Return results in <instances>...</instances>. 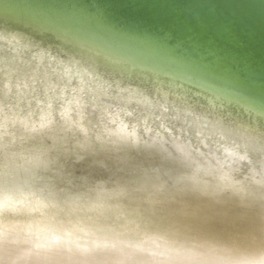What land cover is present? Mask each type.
Masks as SVG:
<instances>
[{
	"label": "bare ground",
	"instance_id": "bare-ground-1",
	"mask_svg": "<svg viewBox=\"0 0 264 264\" xmlns=\"http://www.w3.org/2000/svg\"><path fill=\"white\" fill-rule=\"evenodd\" d=\"M15 8L0 192L28 210L0 214V264H264V104L73 10Z\"/></svg>",
	"mask_w": 264,
	"mask_h": 264
},
{
	"label": "water",
	"instance_id": "water-1",
	"mask_svg": "<svg viewBox=\"0 0 264 264\" xmlns=\"http://www.w3.org/2000/svg\"><path fill=\"white\" fill-rule=\"evenodd\" d=\"M35 4L73 10L264 104V0H0L18 11Z\"/></svg>",
	"mask_w": 264,
	"mask_h": 264
},
{
	"label": "clouds",
	"instance_id": "clouds-1",
	"mask_svg": "<svg viewBox=\"0 0 264 264\" xmlns=\"http://www.w3.org/2000/svg\"><path fill=\"white\" fill-rule=\"evenodd\" d=\"M27 210L25 206L15 204L13 198L9 194L0 192V214L23 213Z\"/></svg>",
	"mask_w": 264,
	"mask_h": 264
}]
</instances>
